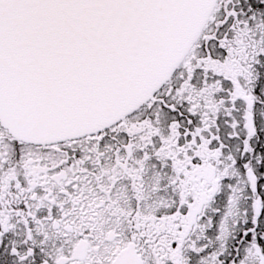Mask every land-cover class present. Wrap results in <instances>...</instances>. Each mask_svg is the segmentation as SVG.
<instances>
[{"label": "snow or ice", "instance_id": "snow-or-ice-1", "mask_svg": "<svg viewBox=\"0 0 264 264\" xmlns=\"http://www.w3.org/2000/svg\"><path fill=\"white\" fill-rule=\"evenodd\" d=\"M0 264H264V0H0Z\"/></svg>", "mask_w": 264, "mask_h": 264}]
</instances>
